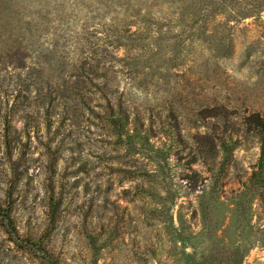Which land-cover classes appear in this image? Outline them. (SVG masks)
I'll return each mask as SVG.
<instances>
[{
	"label": "rangeland",
	"instance_id": "obj_1",
	"mask_svg": "<svg viewBox=\"0 0 264 264\" xmlns=\"http://www.w3.org/2000/svg\"><path fill=\"white\" fill-rule=\"evenodd\" d=\"M8 206L0 264H264V0H0Z\"/></svg>",
	"mask_w": 264,
	"mask_h": 264
},
{
	"label": "trees",
	"instance_id": "obj_2",
	"mask_svg": "<svg viewBox=\"0 0 264 264\" xmlns=\"http://www.w3.org/2000/svg\"><path fill=\"white\" fill-rule=\"evenodd\" d=\"M56 205L53 204V208H55ZM0 213L3 215V218H7L8 223L10 225H13V221L11 218V206H8L6 209H1L0 208ZM57 221V215L55 210L53 209L52 212L49 215V222H50V227L52 229V227L55 225Z\"/></svg>",
	"mask_w": 264,
	"mask_h": 264
}]
</instances>
